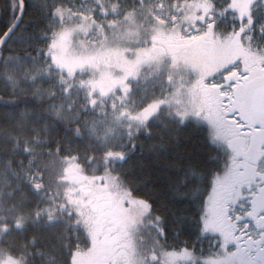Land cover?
Masks as SVG:
<instances>
[{
    "label": "snow or ice",
    "instance_id": "obj_1",
    "mask_svg": "<svg viewBox=\"0 0 264 264\" xmlns=\"http://www.w3.org/2000/svg\"><path fill=\"white\" fill-rule=\"evenodd\" d=\"M117 2L109 12L102 0H94L87 11L86 0L78 6L64 0H0V86L8 88L9 103L19 95L46 100L60 123L63 113L73 110V92L79 86L74 70L59 65L67 33L57 34L54 27L64 28L77 18L85 33L96 26L100 35L91 51L100 54L111 46L109 36L116 38L118 21L143 15L165 26L138 41L141 47L125 49L139 54L137 64L146 56L158 65L142 80L136 76L140 93L138 103L133 100L136 111L124 106L135 95L127 79L119 85L118 113L116 99L104 107L94 92L76 96L81 113H95L89 116L93 124L111 116L120 129L117 144L105 142L102 161L84 156L101 177L109 173L110 182H100L115 197L113 209L101 222V209L90 190L77 184L58 208L32 214L34 225L44 215V228L52 238L42 244L33 236L32 247L42 264L49 254L58 261L66 254V264H74L83 233L88 241L84 251L102 252L97 264H264V0H132L131 4L124 0L119 13ZM38 30L46 46L33 52ZM162 32L176 41V47L161 44ZM9 39L20 41L15 54L4 51ZM186 49L193 54H185ZM182 66L191 68L194 78L188 79ZM4 103L0 96V106ZM33 115L27 106L18 113L8 112V126L14 121L17 127H26ZM165 116L168 122L163 121ZM82 119L83 115L69 121L76 125L78 139L83 138ZM160 123L163 127L155 129ZM55 128L44 123L45 143L53 142L48 137ZM188 128L203 134L201 147L186 146L190 137L182 133ZM33 130L38 138L40 129ZM146 144L157 163L150 171L137 172L130 162L138 150L144 155ZM55 145L59 155L60 142ZM29 153L25 145L24 155ZM46 153L51 156L52 149ZM75 159L80 161L78 153ZM0 163L24 168L23 160ZM34 164L30 158L28 165ZM42 183L40 172L34 188L39 190ZM25 219L21 216L15 226L21 228ZM0 264L6 260L0 259ZM15 264H21V258Z\"/></svg>",
    "mask_w": 264,
    "mask_h": 264
},
{
    "label": "trees",
    "instance_id": "obj_2",
    "mask_svg": "<svg viewBox=\"0 0 264 264\" xmlns=\"http://www.w3.org/2000/svg\"><path fill=\"white\" fill-rule=\"evenodd\" d=\"M66 4H72L78 6L81 4V0H64ZM132 0H127L128 4H131ZM85 4L91 6L92 1L88 0ZM4 19H7L6 13ZM0 27H3L0 24ZM30 29L33 25H29ZM58 26L54 27V31L57 33ZM54 38V37H53ZM46 46V42L41 40L39 30L36 32L34 39L32 40L31 51L35 52L37 47ZM20 47V41L9 39L8 45L4 48L5 53L10 49L15 52ZM55 71V69H54ZM15 75V74H14ZM11 83V82H9ZM137 83L132 84V90L135 93L133 99H130L129 104L136 110L137 104L133 103L135 100L137 103L140 98V93L137 90ZM77 93L81 96L87 93L78 87L73 92V110L71 112L65 111L63 115L65 120L60 123L54 119L55 113L52 109L47 107V101H38L31 95H19L15 100V103H9L8 98L10 92L7 87L0 86V96L5 100L3 106H0V161L8 160H23L24 168L21 169L15 163L11 166L0 163V219L1 225L7 226L10 230L7 234L0 238V248L9 256L13 258H21L24 264H42V258L39 255L37 249L33 248L30 240L35 236L42 244L50 243L52 238L48 235V231L44 228L45 217L42 214L40 217V224L34 225L32 214L37 210L43 211L44 209L55 207L58 208L57 203L61 200L54 199L55 192L58 188L55 187L57 175L59 174L58 180L65 181L71 185L68 171L69 170V159L68 155L79 154L80 161L78 162L81 166L82 173L87 177L86 185H94V179L101 181L103 177H109V173L105 171L104 176L101 177L96 166L88 165L84 156L87 153L91 155L95 161H102L101 155L103 146L99 140L94 137L91 133V125L93 124L89 119V116H94L95 113L85 115L80 112V100L76 99ZM27 106V110L32 111L34 115L30 118L29 125L23 128L17 127L13 121L11 126H8V112L18 113L21 109ZM111 112V111H109ZM84 116V119L80 120L79 128L83 138L78 139L75 135L74 123H69L70 120L74 121L79 119L80 116ZM164 122H168L167 117H163ZM47 122L49 125H56L53 130V135L49 136L48 139L53 141L48 144L45 143V134L42 130L44 123ZM163 124H155V129H161ZM33 128L40 129L39 137L37 138L36 132ZM19 138V147H16V137ZM182 137L190 139L186 140V146L201 147L203 142V134L198 131H194L192 128L185 129L182 133ZM58 140L61 145V151L59 155L56 154L55 141ZM118 143L113 142L112 145ZM25 145L30 149L29 155H24ZM111 146V145H110ZM52 149V155L48 156L46 153L47 148ZM174 149L169 146V152L174 153ZM30 158L35 159L36 164L29 166L28 160ZM76 160V159H75ZM157 163L155 156L150 155L148 151V145H145L144 155L141 156L139 150L132 157L130 167L139 171H150L154 168ZM39 169V171L37 170ZM65 169V170H64ZM66 171V173H65ZM40 172H43V183L39 190L34 188V184L40 182ZM99 181V182H100ZM90 187V188H91ZM59 193H56L58 195ZM61 198V197H59ZM110 200L112 197L110 196ZM112 202V201H111ZM110 202V203H111ZM109 202H105L101 199V204L105 205L104 208L109 206ZM24 216L25 222L23 227L17 228L15 226L16 221ZM82 247L84 250L88 247V241L81 233ZM67 256L63 257L62 260H57L52 255H48L44 258L43 264H66Z\"/></svg>",
    "mask_w": 264,
    "mask_h": 264
},
{
    "label": "rangeland",
    "instance_id": "obj_3",
    "mask_svg": "<svg viewBox=\"0 0 264 264\" xmlns=\"http://www.w3.org/2000/svg\"><path fill=\"white\" fill-rule=\"evenodd\" d=\"M87 1L88 0H86V2ZM90 1H92V4L94 3V0ZM102 2L105 5H109V12H111L112 8L110 5L115 2V0H102ZM123 3L124 0H119V2L116 3V11L118 13L123 11ZM91 6L85 4L84 10L87 11ZM97 19H99V16H97ZM78 23L79 18H77L76 23L66 24L64 28L58 27L57 34L61 32L67 33L62 42L66 51L58 57L59 65L61 67L66 66L73 69L75 72V81L79 88L83 89L86 93L94 92L96 96L101 98V103H103L104 107H108L111 100L116 99V111L118 113L121 109L119 85L125 79H127V82L132 85L136 82L137 75L142 80L145 75H151L158 69V65L146 56L141 59L139 64H137V59H140L139 54L134 51L126 52L125 49H136L141 47L142 45H138V41L143 42L147 40L151 35L155 34L153 29L163 30L165 26L152 21L150 18L143 15L130 17L125 21H118L116 38H113L111 35L109 36L111 46L102 53L96 54L91 50L95 47L93 43L94 40L100 35L97 27L93 26L89 32L85 33L80 30ZM163 40H166L170 45L164 44ZM161 44L168 48L176 47V41L170 39L163 32L161 35ZM185 54L192 55L193 53L191 50L186 49ZM181 70L185 73L188 79L194 78L195 73L191 68L182 66ZM183 99L186 102L188 101L189 97L187 93L184 94ZM129 102L130 99H126L124 106L132 111H136ZM97 107L99 109L100 104H98ZM109 111H111L110 108ZM124 120L127 122V117H125ZM90 129L92 135L102 144H105L106 142L110 146L119 138L120 129L111 116L108 120L103 122L98 120L95 124L91 125ZM68 161H70V166L67 171L72 186H70L69 183H65V181H59L58 174L56 182H54L55 187L58 188L55 192L54 199L56 202H58V200H61L62 202L69 189L76 187L77 184L83 185L90 190L93 198L99 205L101 209V222H103L105 213L110 212L113 209L115 200L113 193L108 190L105 184L99 182L100 179L99 181L94 179L95 183L92 187L91 185L89 186V184L86 185V182L88 181L87 177L83 175L81 166L77 160L71 159ZM103 179H107L110 182L109 177H103ZM56 193L59 194L56 195ZM110 196L112 197V200H110ZM101 199H104L105 202H109L107 208H104L105 205L101 204ZM59 205L60 202L57 203L58 207ZM23 224L21 227H23ZM9 230L10 229L7 226L1 225L0 219V238L7 234ZM85 257H93L96 262L103 259L102 252L90 254L82 250L76 252L73 256L74 264H78V261L81 259L83 260ZM0 259H5L6 264H15L16 260V258L9 256L1 248ZM21 264H24L23 260H21Z\"/></svg>",
    "mask_w": 264,
    "mask_h": 264
},
{
    "label": "flooded vegetation",
    "instance_id": "obj_4",
    "mask_svg": "<svg viewBox=\"0 0 264 264\" xmlns=\"http://www.w3.org/2000/svg\"><path fill=\"white\" fill-rule=\"evenodd\" d=\"M164 44L170 45L169 43H167L166 40H163ZM223 179V177H221ZM78 264H97L95 258L93 259V257H85L83 258V260L81 259L80 261H78Z\"/></svg>",
    "mask_w": 264,
    "mask_h": 264
}]
</instances>
